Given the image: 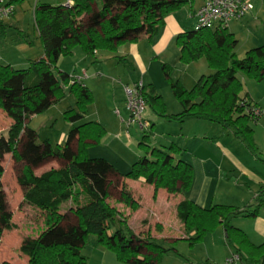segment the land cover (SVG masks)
<instances>
[{"label":"trees","instance_id":"obj_1","mask_svg":"<svg viewBox=\"0 0 264 264\" xmlns=\"http://www.w3.org/2000/svg\"><path fill=\"white\" fill-rule=\"evenodd\" d=\"M95 1L73 0L71 8L37 6L33 22L43 56L29 61L28 67L22 70L0 63V109L11 120L6 137L0 136V162L5 154L22 161L18 153L21 137L30 134L37 138L27 126L31 116L42 113L67 95L75 99L77 107V111L68 108L63 113L71 124L66 144L52 148L46 141L33 143L34 149L46 147L39 155L41 160H62L66 164L40 175L34 173L33 163L23 164L17 177V184L23 190L22 202L41 213L44 225L38 237L23 239L18 248L27 258V264H86L82 248L89 235L94 236L95 246L112 252L119 262L158 264L173 249L158 245L150 235L136 236L122 213L108 202L110 192L117 191V204L135 211L139 205L122 179H143L153 186V198L158 189L170 195H185L192 185V166L175 159L181 149L174 144L168 148L169 152L151 149L146 136L139 143L145 155L124 174L104 159L89 158L88 148L99 143L105 130L96 121L82 123L93 102L92 93L81 80L59 71L56 64L60 57L70 56L76 47L91 56L97 51L116 53L121 45L135 43L142 36L151 43L158 37L167 15L187 5L191 10L195 0H99L100 9L95 7ZM85 18L91 20L88 25L83 23ZM195 25L196 20L193 30L174 37L179 62L188 65L204 58L213 73L201 76L190 89L179 82H170L181 109L171 116L165 114V104L154 88L144 87L141 94L146 109L178 122L192 118L221 125L260 160L249 124L257 122L264 114L255 116L254 112L261 108L249 98L240 97L243 87L237 74L254 82L264 81V45L249 49L243 59L238 60L234 53L237 41L228 26L196 30ZM76 123L80 124L75 126ZM73 138L76 147L70 153L68 144ZM2 172L0 165V176ZM261 210L264 211V186L257 191L254 204L242 209L226 205L201 208L183 198L176 206V217L183 232L193 233L191 238L183 239L190 246L202 242L208 233L221 227L225 243L239 255L240 264H264V243L253 245L242 230L231 225L232 219L254 218ZM66 214L74 218L73 236L48 239L49 234L61 228ZM10 218L11 213L6 211L0 194V235L2 228L10 227Z\"/></svg>","mask_w":264,"mask_h":264},{"label":"rangeland","instance_id":"obj_2","mask_svg":"<svg viewBox=\"0 0 264 264\" xmlns=\"http://www.w3.org/2000/svg\"><path fill=\"white\" fill-rule=\"evenodd\" d=\"M247 1L253 5L254 12L257 13L258 18L256 17L257 20L253 23L250 21L248 24H246V32L243 30L244 28L241 30L237 29V31H240V34H238V41L235 44L234 53L238 60L243 59L246 51H248L251 47L256 46V43H254L251 36H256L255 40H262V38L264 40V0ZM204 2L205 0H195L192 7L195 8L198 5L201 7ZM95 7L100 9L101 3L99 0L95 1ZM198 7H196L195 10ZM182 8L183 9L179 10L177 13L179 16L178 19H181L182 17V21L185 19L186 22L188 19L191 21V19L187 18L186 16L189 6L187 5ZM24 18V26L27 28V33L30 35V38H32V21L28 19V16H25ZM90 21V18H85L83 23L84 25H88ZM9 23H11V21ZM192 26V24L189 25L191 30H193ZM232 26V28H237L235 23L232 24ZM13 27L14 26L12 24V28ZM162 29L163 26L160 29L159 35L161 34ZM9 34H15V32L10 31ZM260 40L257 42H262ZM172 44L173 46H171V51L174 49V47L177 48L174 38L172 39ZM142 45L146 46V43L140 44V47ZM31 48L32 46H30V49ZM32 49L33 51L34 49L36 50V48ZM73 53L74 55L72 58L69 56L60 57L56 64V68L59 71H75V75H79L84 71L86 72V78L83 79H89L87 82H85V84L92 92L93 102L88 106L87 115L84 120H82V123L98 120L102 125L100 123L99 124L105 130V134L99 143L90 145L87 150V156L94 159H104L120 174L128 172L132 164L145 155L143 148L139 147V143L143 141V136L147 137L145 140L151 149L156 148L169 152L168 148L173 144L174 138L179 134L178 121L162 118L160 116L156 117L149 108L145 109L143 114L144 119L148 120L150 123L148 133L141 134L133 126L126 127V123H124L123 120H125V122L127 121L128 112L126 119H124L123 114H118V111H121L122 108L126 107V104L124 105L125 93L123 103V95L121 92L122 89L124 92V87H126L123 86L125 84V81L122 78L124 74L129 73L131 79L138 80L135 84L129 86V88L136 84H140V90L142 91L144 87H149L148 84H153L157 92L162 96V100L165 104V114L171 116L178 114L181 109L172 94L170 82H182V85H184L187 89H190L195 85L196 81L201 76H208L213 73V70L208 66L204 58H201L198 61L188 65L181 64L179 62V53L175 56L169 55V59L166 61L168 63H164L158 58L152 59L151 56L150 60H147L146 63H144L143 70L145 73H141L139 68H136V71L134 72L133 68L129 65L130 61H128V63H124L119 62L118 59L113 60L114 65L103 63L97 66L99 69L95 70L96 66H93L94 64L89 65L85 64V62H83L82 65L77 64V61H80L82 56L85 57V54L80 47H76ZM118 63H120L119 66H117ZM122 63H124V65H122ZM163 66H166V68H163ZM26 67L15 69L22 70ZM112 70H114L116 75L111 74L110 71ZM53 72L55 75H57L56 70ZM237 79L240 81L243 87L240 97H246V99L249 98L251 102L258 103V105L262 108L261 110L264 112V81L254 82L240 73L237 74ZM112 92L117 98L120 97V107L122 108L110 104ZM68 108H73L77 111L75 99L69 95L49 106L42 113L31 116L27 122V126L34 131L37 138L30 134H24L21 137L20 143L18 145V153L21 155L22 161H15L11 154H5L0 162V165L3 169V172L0 176V194L3 199V204L5 205L6 211L11 213L10 227L8 229L2 228L1 230L0 264H27V258L19 253L18 248L23 239L36 238L44 230L41 213L35 211L22 202L23 190L17 184V177L20 174L23 164L33 163V171L35 174L45 170L59 168L66 164V162L62 160H41L39 155H42L46 151V147L34 149L33 143L34 141H38L39 143L46 141L52 148L60 147L66 144L70 138L71 124L65 120L63 113ZM10 124L11 120L8 118L6 112L3 109H0V136L6 137L7 129ZM78 124L80 123H76L75 126ZM255 124L256 123L251 121L249 125L251 127H255ZM68 145L69 152H74L76 147L75 139H71ZM243 151L246 153L245 150ZM180 153L175 156L176 160H182V153ZM34 159L40 160L33 162ZM132 188L133 190L135 189L133 186ZM110 193L111 197L109 198V201L112 205H114L116 203L115 199H117L118 193L115 190ZM132 196L136 201V194L134 195L132 193ZM115 207L120 213H122V216L126 219L128 226L132 229L135 235L136 232H140V237H146L149 236L151 232L154 236H156L158 234H156V232L160 231L157 227V230L152 229L153 227L150 231L147 230L146 227H148L147 224L149 223V218L148 216H144L142 214V210L139 211L141 209L140 205L135 211H131L129 208L124 207L121 204ZM145 207L146 206L144 205V211ZM174 215L176 217V209L174 212H172L173 218ZM73 229H75L74 218L66 214L61 228L49 234V237L47 238H71L73 236L71 235ZM182 233L187 236V238H191L190 231H182ZM151 238L155 243L162 246L163 248L173 250L175 249V246L166 241L164 238ZM183 239L184 238L180 237L179 239H176L174 243L178 244L179 248H181L180 244H184L185 247L189 248V242ZM94 241V236L89 235L85 246L82 248V255L87 260L86 264H100V260H96V252L94 250L96 246H93ZM198 249L201 252L203 251L202 246H199V248L197 247L194 250L197 251Z\"/></svg>","mask_w":264,"mask_h":264},{"label":"crops","instance_id":"obj_3","mask_svg":"<svg viewBox=\"0 0 264 264\" xmlns=\"http://www.w3.org/2000/svg\"><path fill=\"white\" fill-rule=\"evenodd\" d=\"M66 1L68 0H20L15 2L14 0H7L9 3H13L14 14L10 18L0 21V63L15 69L28 67L29 61L42 57L43 50L41 45H37L40 42L33 22L34 10L39 5L59 6ZM195 8L192 7L191 10L188 8L186 12L187 18H190L191 21L189 19L187 22L186 19L182 21V17L178 19L177 13L179 10L167 15L164 18L161 34L151 43L147 42L146 36H142L135 43L121 45L116 53L97 51L93 55L88 56L83 52L85 57L82 56V59L77 61V64L82 65L83 62L89 65L94 64L93 66H96L95 70H97L99 69L97 68L98 65L103 63L114 65L113 60L118 59L119 62L124 63L130 61L129 65L134 72L136 68H139L141 73H145L143 70L144 63L150 60L151 56L152 59L158 58L164 63H168L166 61L169 59V55L175 56L179 53L178 48L175 47L171 51V46H173L172 39L179 33L191 30L189 25H193L192 29L194 27V14L198 9L195 10ZM25 16H28V19L32 21V38H30L27 33L28 30L24 26ZM256 17L258 18V15L253 8L241 20L232 21L227 29L238 41L240 31H237V29L241 30L244 28L243 30L246 32V24L250 21L252 23L256 21ZM10 21L11 23H9ZM234 23L236 24V29L232 28ZM10 31L15 32V34H9ZM251 37L256 43V46L251 48L264 45L263 38L262 40H255L256 36ZM259 40L262 42H257ZM143 43H146V46L142 45L140 47V44ZM30 46L36 48V50L34 49L33 51ZM74 49L69 56L71 58L74 55ZM62 72L79 79L83 76V73L86 74L85 71L79 75H75V71L67 72L63 70ZM110 72L112 75H116L114 70ZM122 78L125 81L123 86L128 87L138 81L131 79L129 73L124 74ZM80 80L87 87L85 82L89 79L81 78ZM148 85H152L155 93L162 98L153 84L150 83ZM121 92L124 103L123 89ZM119 100L120 97L117 98L112 92L110 104L120 107ZM256 104L261 108L258 103ZM118 114H123L124 119H126V107L118 111ZM154 116L157 117L155 114ZM123 121L125 123V120ZM96 122L101 124L98 120ZM257 122H255V127H250L253 131V140L257 146L260 160L251 155L243 144L232 135V132L221 125L192 118L179 122V134L174 138L173 144L181 149L182 160L189 163L193 171L192 185L185 195H170L165 190L158 189L155 198H153V186L147 185L143 179L136 181L130 179L121 180L134 195L136 194V202L141 206L139 211L142 210V214L148 216L147 230L150 231L152 227V229H156V226L160 230L158 232L155 231L156 234L158 233L156 236L150 232V236L160 239L164 238L175 246V249L164 255L158 264H222L224 259L232 252L231 248L225 243V234L221 227L208 233L198 245L195 244L196 246L193 245L188 248L184 244H180L181 248H179V245L174 243V241L180 237L187 238V236L182 233L181 225L175 215L174 218L172 217V212L175 211L177 204L183 198H187L201 208H208L212 205H226L242 209L254 204L257 191L264 186V115ZM46 171L48 170L39 172L36 175ZM132 186L135 187L134 190ZM108 202L111 204L109 200ZM117 205L120 204L116 202L113 206ZM144 205L146 206L145 211ZM231 225L242 230L253 245L257 246L264 243V211L261 210L258 216L254 218L237 217L232 219ZM139 233L136 232V236H139ZM192 236L193 233L190 234V237ZM199 246L203 247L202 252L199 249L197 251L194 250L197 247L199 248ZM94 250L96 252V260L99 259L100 264H130L119 262L112 252L101 249L99 246H96Z\"/></svg>","mask_w":264,"mask_h":264},{"label":"built area","instance_id":"obj_4","mask_svg":"<svg viewBox=\"0 0 264 264\" xmlns=\"http://www.w3.org/2000/svg\"><path fill=\"white\" fill-rule=\"evenodd\" d=\"M63 6L71 8L73 0L66 1ZM252 10L253 5L247 0H205L203 5L195 12V29L227 27L232 21L241 20ZM13 14L14 6L7 2V0H0V21L12 17ZM81 78H86V74L83 73ZM80 79L78 78V80ZM140 89V84H136L131 88L124 87L125 104L128 112V119L125 123L126 127L133 126L139 133L146 134L149 132L150 123L143 117L146 103ZM263 114L262 110L254 112V115L257 117H261ZM222 264H240V257L238 254L231 252Z\"/></svg>","mask_w":264,"mask_h":264}]
</instances>
